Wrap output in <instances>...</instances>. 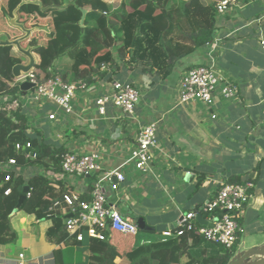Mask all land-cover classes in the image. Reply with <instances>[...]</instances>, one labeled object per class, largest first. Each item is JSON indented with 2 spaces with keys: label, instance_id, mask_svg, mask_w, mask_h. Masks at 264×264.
I'll return each instance as SVG.
<instances>
[{
  "label": "crops",
  "instance_id": "crops-1",
  "mask_svg": "<svg viewBox=\"0 0 264 264\" xmlns=\"http://www.w3.org/2000/svg\"><path fill=\"white\" fill-rule=\"evenodd\" d=\"M263 8V0H246L245 5L232 7L218 19L213 40L178 60L167 79L154 81L152 76L128 70L118 62L114 78L134 83L141 93L130 120L120 118L110 104L103 114L98 112L94 98L108 87L106 77L76 93L69 116L52 104L27 102L29 125L39 130L46 142L100 155L102 172L88 178L65 176L59 179L64 187L88 199L93 179L123 165L120 170L124 180L119 190L112 188L114 177L103 181L108 201L119 206L124 219L136 222L143 218L146 226L164 231L174 227L182 212L208 201L221 181L238 175L254 179V196L240 218L242 232L230 260L263 245L264 50L259 40L264 36V24L255 23ZM35 60L39 61V56ZM211 62L238 84V100L214 97L211 109L199 102L178 105L176 93L183 72L191 65ZM50 109L57 110L58 121L46 120ZM212 112L216 119L211 118ZM152 121L157 123L156 143L151 149L153 161L142 173L131 162H125L139 130ZM35 170L50 178L59 172L51 168L46 171L42 166ZM185 172L193 175L191 181L185 179ZM199 220L205 222L203 217ZM34 221L35 216L24 211L12 214L11 224L18 237L15 243L3 246L9 254L24 250L30 259L52 257L57 245L45 239L51 221L39 223L38 234ZM109 240L118 252L115 262H119L131 248L134 236L111 232ZM70 250L76 253L75 246L66 248ZM87 255L85 251L83 256Z\"/></svg>",
  "mask_w": 264,
  "mask_h": 264
},
{
  "label": "trees",
  "instance_id": "trees-1",
  "mask_svg": "<svg viewBox=\"0 0 264 264\" xmlns=\"http://www.w3.org/2000/svg\"><path fill=\"white\" fill-rule=\"evenodd\" d=\"M0 1V36L10 40L22 36L23 32L8 21L21 0ZM215 5L216 0H37V5L29 2L17 8L18 21L29 29L31 18L27 15L33 13L47 26L32 29L20 45L31 47L39 56L35 69L44 78L58 75L65 82L82 80L92 86L105 77L108 82L112 80L100 70L102 63H113L118 71L120 62L128 70L152 76L154 81L164 80L178 60L213 40L219 19ZM82 10L86 12L81 22ZM58 30L68 34L60 35ZM23 61L26 57L14 46L0 47V96L16 98L22 92L18 84L14 85L11 70ZM28 129L25 108L10 114L0 109V164L15 160L12 168L0 169V246L16 242L11 216L24 211L35 216L36 234L39 223L51 221L45 239L57 245L52 257L58 264H228L235 254L238 238L227 248L196 232L164 236L155 228L138 227L131 248L119 262H115L118 252L109 234L104 240L85 235L77 241L62 225L67 207L61 196L70 190L60 180L35 170L42 166L46 171H60V157L66 148L46 142L39 130ZM26 142L30 148H16V144ZM8 173L10 179L5 180ZM245 180L238 175L227 181ZM24 186L28 192L19 203ZM195 222L201 224L198 218ZM69 246H75L76 253L66 251ZM85 251L87 256H83Z\"/></svg>",
  "mask_w": 264,
  "mask_h": 264
},
{
  "label": "built area",
  "instance_id": "built-area-1",
  "mask_svg": "<svg viewBox=\"0 0 264 264\" xmlns=\"http://www.w3.org/2000/svg\"><path fill=\"white\" fill-rule=\"evenodd\" d=\"M245 2L246 0H216L215 6L219 18L228 14L232 7L245 5ZM255 23L264 24V8ZM259 46L264 50V36H261ZM100 70L113 79L108 82V87L96 94L94 98L98 112L103 114L106 106L110 104L118 111L120 118L130 120L141 97L139 88L132 82L114 78L116 68L113 63H102ZM37 74L40 75L38 78ZM22 82L33 83V91L21 92L16 98H11L7 94L1 95L0 109L10 114L19 107L26 109L27 102L49 103L59 109L62 115L69 116L73 112L72 103L76 93L86 91L90 87L82 80L65 82L58 75L44 78L43 74L35 68L14 77V85L20 86ZM214 97L229 102H235L239 98L238 84L231 80L215 62L196 64L183 72L176 93L178 105L186 106L199 102L211 109L214 105ZM57 115V110L50 109L45 117L47 121L55 122L59 120ZM211 118H217L214 112L211 113ZM32 130L30 126L27 131L32 132ZM156 132L155 121L144 125L139 130L125 163L131 162L136 170L142 173L147 172L153 161L151 149L156 143ZM30 147V142L24 145L16 144L18 150ZM27 155L35 156L30 153ZM13 165L15 160L9 159L6 164H0V169L12 168ZM121 166L106 170L102 176L93 179L88 199L81 198L79 194L73 192L62 194L61 201L67 207V214L63 218L62 225L64 230L75 236L77 241L82 240L85 235L104 240L110 232L135 236L138 226L135 222L124 219L119 206L108 201L103 188V181L114 177L115 182L112 188L119 190V183L124 180ZM102 171L100 155L97 152H80L71 149L61 154L60 171L52 178L57 180L65 176L88 178ZM9 179L8 173L5 180ZM255 188L256 184L252 179H246L243 182L221 181L208 201L194 209L182 212L174 227L162 231V234L181 236L187 232H196L215 244L231 248L242 232L240 218L253 199ZM198 215L205 219L204 223L196 224ZM50 261H53V258L48 256L30 259L24 250L9 254L3 246H0V264H49Z\"/></svg>",
  "mask_w": 264,
  "mask_h": 264
},
{
  "label": "water",
  "instance_id": "water-1",
  "mask_svg": "<svg viewBox=\"0 0 264 264\" xmlns=\"http://www.w3.org/2000/svg\"><path fill=\"white\" fill-rule=\"evenodd\" d=\"M85 12H86L85 10H82L81 22L83 20ZM9 23L12 24L13 26L20 28V30L23 32V35L15 39H12V40L8 39L6 36L1 35L0 36V47L1 46H14L20 53H22L27 58V62L25 63L20 62V63L15 64L12 67V70H11L12 76L16 78L21 73H27L31 71L33 68H35V65L38 61L35 60L31 47L22 48L20 45V42L29 35L31 29H27L24 27L22 23L16 22V17L11 18V19L9 18ZM20 89L23 93H25L28 90L33 91L34 84L31 82H22L20 84ZM184 177L185 179L191 181L193 178V175L189 172H185ZM27 192H28V186L22 187V195L19 198V203L22 202ZM197 218L200 219L201 216L198 215ZM135 223L141 229L153 230V228L151 227H148V228L146 227V224L143 218H138ZM228 264H264V244L247 250L240 256L235 257L232 260H230Z\"/></svg>",
  "mask_w": 264,
  "mask_h": 264
},
{
  "label": "rangeland",
  "instance_id": "rangeland-1",
  "mask_svg": "<svg viewBox=\"0 0 264 264\" xmlns=\"http://www.w3.org/2000/svg\"><path fill=\"white\" fill-rule=\"evenodd\" d=\"M1 2V1H0ZM29 2H32V3H34V4H36L37 5V0H21L18 4H17V6L12 10V12H11V14L10 15H12V16H9V18L11 19V18H14V17H16V22H19L18 21V16H17V8L21 5V4H26V3H29ZM29 18H31V20H30V28L29 29H34V28H40V27H46L47 25H44V24H42L41 22H39L37 19H36V16L33 14V13H30V14H28L27 15ZM9 21V20H8ZM62 27L63 28H65L63 25H62ZM20 29V28H19ZM57 29V28H56ZM67 29V28H66ZM59 31V30H58ZM74 32H76V30L74 31ZM64 33V34H63ZM65 33H67V30H66V32H63V30L61 31H59L58 32V34H63V35H65ZM68 34V33H67ZM3 36H6V35H3ZM67 36V35H66ZM27 48V47H26ZM35 55V57L36 56H38V55H36V53L35 54H33V56ZM26 60H27V58H26ZM200 64V63H199ZM157 230V229H156ZM145 233H147V232H145ZM132 236V235H131Z\"/></svg>",
  "mask_w": 264,
  "mask_h": 264
}]
</instances>
